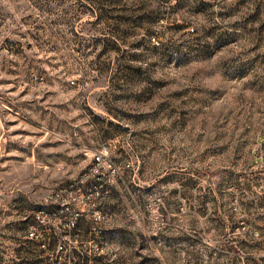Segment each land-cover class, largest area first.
<instances>
[{"label":"rangeland","instance_id":"obj_1","mask_svg":"<svg viewBox=\"0 0 264 264\" xmlns=\"http://www.w3.org/2000/svg\"><path fill=\"white\" fill-rule=\"evenodd\" d=\"M206 1L0 0V264H264L228 221L264 154V0Z\"/></svg>","mask_w":264,"mask_h":264},{"label":"built area","instance_id":"obj_2","mask_svg":"<svg viewBox=\"0 0 264 264\" xmlns=\"http://www.w3.org/2000/svg\"><path fill=\"white\" fill-rule=\"evenodd\" d=\"M103 150L94 153L93 158L96 164L104 162ZM264 154L255 158L251 169L241 175L235 182L229 185L230 209L235 214V221L228 220L230 226L235 227L236 247H243L244 241L250 237L264 236ZM261 162H257V159ZM248 209H255L258 213H248ZM258 221V224L256 222ZM253 235V236H252ZM264 246V244H263Z\"/></svg>","mask_w":264,"mask_h":264},{"label":"trees","instance_id":"obj_3","mask_svg":"<svg viewBox=\"0 0 264 264\" xmlns=\"http://www.w3.org/2000/svg\"><path fill=\"white\" fill-rule=\"evenodd\" d=\"M182 2V0H178V4H180ZM209 4L208 1L206 0H195L194 5H207ZM171 6V3H170ZM177 13V12H176ZM88 186L89 187H93V186H100L104 183V177L103 175H97L94 176L93 179H91L90 181H88ZM65 208H67L68 210H73L74 209V204L72 203H68V201H59L53 205H51V212L52 213H57L60 210H64ZM85 228H89L92 225V221H84ZM78 227H75L74 230H77ZM77 233V231H72L69 233L70 235V241H78L75 237V234ZM82 235H80L81 237ZM86 240H80V245H77L78 247H76L75 245H72V248L70 250V254L68 256H66V258L64 259L63 264H88L90 261H94L95 264H99L100 263V258L97 257H89V255L87 254V244H86ZM51 243L53 245H57L59 244V238L53 237V240L51 241ZM86 245V246H85ZM80 248V249H79ZM48 261V260H47ZM55 262L58 263V257L55 259ZM48 263L50 264V262L48 261Z\"/></svg>","mask_w":264,"mask_h":264},{"label":"crops","instance_id":"obj_4","mask_svg":"<svg viewBox=\"0 0 264 264\" xmlns=\"http://www.w3.org/2000/svg\"><path fill=\"white\" fill-rule=\"evenodd\" d=\"M261 154H263V152H261Z\"/></svg>","mask_w":264,"mask_h":264}]
</instances>
